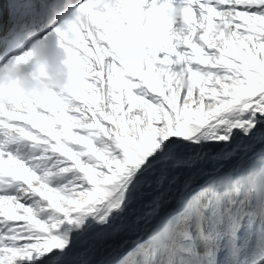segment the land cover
I'll use <instances>...</instances> for the list:
<instances>
[{
  "label": "snow or ice",
  "instance_id": "6c2138e0",
  "mask_svg": "<svg viewBox=\"0 0 264 264\" xmlns=\"http://www.w3.org/2000/svg\"><path fill=\"white\" fill-rule=\"evenodd\" d=\"M8 2L0 57L87 27L68 92L0 108V264H264V0Z\"/></svg>",
  "mask_w": 264,
  "mask_h": 264
},
{
  "label": "clouds",
  "instance_id": "9594fccd",
  "mask_svg": "<svg viewBox=\"0 0 264 264\" xmlns=\"http://www.w3.org/2000/svg\"><path fill=\"white\" fill-rule=\"evenodd\" d=\"M79 9V4L64 13L53 9L46 35L25 29L12 54L0 57V108L45 99L52 93L63 94L72 88L74 64L66 51L72 37L64 35L66 42L62 43L57 36L77 23L87 27Z\"/></svg>",
  "mask_w": 264,
  "mask_h": 264
},
{
  "label": "bare ground",
  "instance_id": "6f19581e",
  "mask_svg": "<svg viewBox=\"0 0 264 264\" xmlns=\"http://www.w3.org/2000/svg\"><path fill=\"white\" fill-rule=\"evenodd\" d=\"M144 209H140L139 212H143ZM138 212V214H139ZM144 225H140L135 232H133L131 229H125L124 231H122L120 233V235L115 239V240H109L106 242L105 244V248L107 249V251L110 249L108 248V245H118L121 241L123 240H131V236L135 233L138 234L139 232L137 230L141 229ZM105 251L104 254L107 252ZM101 258V256L99 255V253L97 254L96 259L99 260Z\"/></svg>",
  "mask_w": 264,
  "mask_h": 264
}]
</instances>
